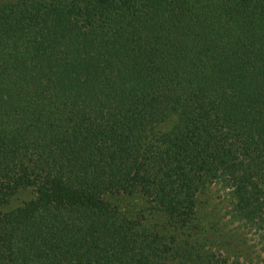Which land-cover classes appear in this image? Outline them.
Instances as JSON below:
<instances>
[{
  "label": "trees",
  "instance_id": "obj_1",
  "mask_svg": "<svg viewBox=\"0 0 264 264\" xmlns=\"http://www.w3.org/2000/svg\"><path fill=\"white\" fill-rule=\"evenodd\" d=\"M0 264H264V0H0Z\"/></svg>",
  "mask_w": 264,
  "mask_h": 264
},
{
  "label": "rangeland",
  "instance_id": "obj_2",
  "mask_svg": "<svg viewBox=\"0 0 264 264\" xmlns=\"http://www.w3.org/2000/svg\"><path fill=\"white\" fill-rule=\"evenodd\" d=\"M226 191H223L220 186H215L212 187V189L207 193L208 196L212 197V203L218 202V200L222 201V205H226L229 201L228 195L226 194ZM245 232V231H244ZM248 238H250L252 240V242H257V236L255 234L249 233L248 234ZM249 245L251 244L250 240H249ZM258 245V247L260 246V244H256V246ZM252 248V247H251ZM263 256V253H262Z\"/></svg>",
  "mask_w": 264,
  "mask_h": 264
}]
</instances>
